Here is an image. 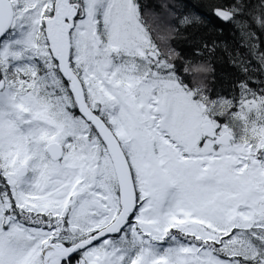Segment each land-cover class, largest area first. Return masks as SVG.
Instances as JSON below:
<instances>
[{
    "label": "snow or ice",
    "instance_id": "1",
    "mask_svg": "<svg viewBox=\"0 0 264 264\" xmlns=\"http://www.w3.org/2000/svg\"><path fill=\"white\" fill-rule=\"evenodd\" d=\"M0 264H264V0H0Z\"/></svg>",
    "mask_w": 264,
    "mask_h": 264
}]
</instances>
